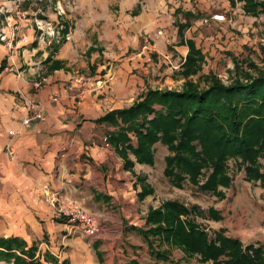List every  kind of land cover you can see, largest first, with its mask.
Here are the masks:
<instances>
[{"label":"crops","instance_id":"obj_1","mask_svg":"<svg viewBox=\"0 0 264 264\" xmlns=\"http://www.w3.org/2000/svg\"><path fill=\"white\" fill-rule=\"evenodd\" d=\"M214 1L198 0L191 7V0L174 5L169 0H141L135 4L137 15H132L128 6L120 5L119 14L101 32L80 21L70 25L66 16L65 28L70 33L65 31V35L69 37L57 49L40 43L41 36L32 19V23H19L23 27L9 46L0 43V63L2 59L6 61L0 72L1 236L23 237L28 243L47 239L41 242L44 248L63 260L52 249L65 245L66 229H82L53 218L55 206L51 198L79 200L100 219V213L110 211L122 199L135 197L142 201L148 196L141 197L142 189L152 187L147 175L135 169L154 163L136 162L133 155L120 150V145L111 143L109 136L118 130L121 119L106 115L130 107L148 88L161 90L162 85L152 81V56H163V62L171 64L158 72L166 74V80L177 67L182 81L192 76L183 74L189 42L193 41L203 53L196 38L187 36V31L204 26L201 23L205 18V27L222 28L226 18L218 22L211 16L230 13L236 2L243 4L225 0L219 2L220 9L211 11ZM186 21L188 26L179 34L177 22ZM172 61H179V65L174 66ZM29 104L38 106L42 119L32 118L25 126L22 121ZM8 144L15 151L12 159L5 149ZM154 147L156 151L158 144ZM128 160L132 161L130 167ZM231 183L232 179L228 186L220 185L216 192H210L220 199L219 204L229 198L227 192L232 190L233 200L226 207L212 205L220 216L212 220L219 222L216 230L224 229L225 234L244 242L245 236L236 235V223L227 213L235 208V195L240 192ZM156 207H149L147 213ZM205 218L211 219L207 215ZM130 228L140 229L132 225Z\"/></svg>","mask_w":264,"mask_h":264},{"label":"trees","instance_id":"obj_2","mask_svg":"<svg viewBox=\"0 0 264 264\" xmlns=\"http://www.w3.org/2000/svg\"><path fill=\"white\" fill-rule=\"evenodd\" d=\"M239 1L243 2L246 14H264L263 0ZM177 26L181 34L188 26L187 21L177 22ZM188 46L183 63L186 77L198 72L199 63L204 61L193 41ZM5 65L2 59L0 72ZM245 76V80L236 78L226 85L208 73L203 77L204 87L186 80L179 90L148 88L130 107L106 115L121 119L118 130L109 139L114 145H120L122 152L133 155L136 162L147 165L154 163L155 143L166 145L168 153L164 157L163 173L179 189L186 182L209 193L216 192L220 185L228 186L232 179L227 171L229 159L235 160L237 168L242 166L247 181L258 180L264 185V170L259 163L264 157V71ZM127 163L128 167L132 166V161ZM152 190L142 189L141 197L151 194ZM196 215L220 217L211 206L205 215L197 204L187 207L184 202L170 199L148 211L145 222L148 227L139 232L150 243L151 264H184L168 259V252L153 246L151 237L160 238L158 245L177 246L186 255L199 253L201 259L214 264H264L262 243L244 244L225 234L224 229L212 231L211 236L197 222ZM92 246L99 255L95 241ZM0 261L68 264L67 259L59 260L48 251L40 255L35 244H28L23 237L15 235H0ZM127 264L144 263L130 259Z\"/></svg>","mask_w":264,"mask_h":264},{"label":"rangeland","instance_id":"obj_3","mask_svg":"<svg viewBox=\"0 0 264 264\" xmlns=\"http://www.w3.org/2000/svg\"><path fill=\"white\" fill-rule=\"evenodd\" d=\"M140 1L0 0V32L4 36V39H0V43L9 46L17 30L21 27L19 23H28L29 21L32 23L33 19L34 28L39 31L38 35L41 36L40 43L57 49L61 45L60 43L69 37L65 35V31L69 32L65 28L66 21L64 19L66 20V16H69L70 25L80 21L84 25L91 24L98 32H101L105 29V24L114 18V15L119 14L120 5L128 6V11L131 9L132 15H137L138 11L135 4ZM169 1L174 5V3L183 0ZM197 1L191 0V7H195L194 4L198 3ZM221 1L225 2V0H215L214 3H211V11L220 9L219 2ZM236 3L233 8L235 10L230 9V13H224L226 21L222 23V28L205 27V22H202L201 24L204 26L187 31V36L196 38L202 53L205 55V60L199 63L198 72L191 74L192 76L189 78H185V81L197 82L200 87H204L206 84L203 77L211 73L221 83L229 85L236 78L245 80L247 74L255 76L258 71H264V14L262 13L256 18L245 15L239 6L242 3ZM203 18L201 17V19ZM38 24L41 29L37 28ZM52 31L53 34H48ZM162 59L163 56H152L149 61L154 71L151 76L154 85H162L161 90L181 89L185 81L180 79L179 67L173 68L174 74L169 77L170 79L166 80V74H158V72L162 73L164 68L171 66L169 63L165 64ZM176 63L179 65V61H172L174 66ZM133 143H135L134 140ZM157 144L154 165L142 168L136 166L135 169L138 173L141 172L147 175L148 182L153 189L152 193L148 194L142 201L136 200L135 197L132 200L122 199L118 204H114L110 211L100 213V219L95 215L96 213L90 212L97 219L98 231L93 236H88L83 234L80 229H70V231L66 229L68 237H66L65 245H55V248L52 249L57 256L61 255L64 258L63 260L67 259L68 264H127L130 259H136L144 264H151L153 260L149 248L150 243L144 239L141 232L130 228L131 225L137 228L140 227V229L148 227L145 225V216L149 207L153 205L158 207L160 203L162 204L166 199H170L184 202L187 207L197 204L205 213L206 209L214 204L215 206L226 207V205L232 203L233 200H231L232 196L230 195L232 190L227 192L229 198L218 204L219 198L215 199L211 193L199 191L196 186H191L188 182L180 189L173 187L169 178L161 172L165 167L163 157L168 153V150L165 145ZM259 163L260 169L264 170V157L259 159ZM227 171L232 177L233 183L231 185L233 189L240 190L239 194L235 195V208L229 212L227 210V213L231 214V218L236 223L233 229L236 230V235L239 237L245 236L246 241H242V243L256 244L260 242L264 245V188H261L256 180L246 183L245 170L242 166L237 168L234 159L228 160ZM65 198L73 199L71 197ZM53 215V218L58 219L55 214ZM62 220L65 221V219ZM196 220L211 236H213L211 232L216 230L219 225V222L215 223L212 218L209 220L196 215ZM220 223L222 224V222ZM46 240L27 243L35 244L38 253L43 255L48 251L44 248ZM150 240L153 246H157L165 252L167 251L168 259L171 261H179L184 264H214L210 260L204 261L201 259L199 253L186 255L177 246L165 243L158 245L160 238L151 237ZM94 241L97 243L96 248L99 255L96 254V250L92 246ZM41 242L44 243L41 244ZM0 264L11 263L0 261Z\"/></svg>","mask_w":264,"mask_h":264},{"label":"built area","instance_id":"obj_4","mask_svg":"<svg viewBox=\"0 0 264 264\" xmlns=\"http://www.w3.org/2000/svg\"><path fill=\"white\" fill-rule=\"evenodd\" d=\"M211 19L219 22L223 21L225 17L224 14L218 13L213 14L211 16ZM203 22H207V18H205ZM37 28L41 29L39 24L37 25ZM53 33V31L51 33L48 32V34ZM3 37V34L0 32V39H4ZM52 100H56V97H52ZM37 107L38 106L32 104L28 105V114L22 121L23 125L29 126L32 118L42 119V113ZM31 111L32 114L30 115ZM5 149H7V153L12 159L15 154L14 148H12L10 144H8ZM51 201L55 206L53 214H55V217H57L58 219H65L68 223L72 224V226L79 227L80 225L83 234H86L88 236H93L94 233L98 231L99 224L97 222V219L94 215L89 213L87 209L80 204L79 201L69 198H51Z\"/></svg>","mask_w":264,"mask_h":264}]
</instances>
